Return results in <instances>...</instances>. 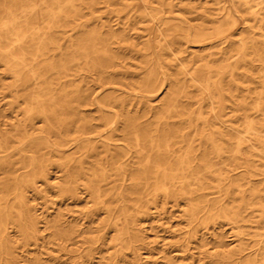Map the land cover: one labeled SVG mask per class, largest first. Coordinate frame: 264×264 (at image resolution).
<instances>
[{"label": "bare ground", "instance_id": "bare-ground-1", "mask_svg": "<svg viewBox=\"0 0 264 264\" xmlns=\"http://www.w3.org/2000/svg\"><path fill=\"white\" fill-rule=\"evenodd\" d=\"M83 1L0 0V62L13 78L8 90L14 94L23 91L25 110L30 115L36 113L43 122L38 128L41 137L37 138L31 136L30 129H35L32 121L18 122L13 128L18 133L15 154L19 155V164L32 167L23 177L14 174L11 139L0 138V169L5 175L0 181V264H9L12 259L8 224L19 226L28 237L35 232L22 188L33 184L35 176L45 175L47 153L63 159L59 163L66 171L64 193L75 196L76 181L93 176L97 182L88 187L96 202L102 203L105 193L99 183L110 173H130L135 187L148 185L153 179L154 188L165 193L169 192L166 179L183 185L189 177L223 174L219 164L230 159L231 153L244 156L250 140L246 133L255 129L248 119L245 100L237 102L246 107L242 113L244 126H233L227 117L228 82L240 85L234 77L226 83L225 76H233L238 65L227 61L232 51L242 61L246 56L244 37L240 32L241 36L234 39L233 21L230 25L228 20L232 10L244 9L260 23L264 0H229V5L222 0H193L187 15L172 14V5L164 10L157 0H140L139 6L129 0H103L107 5L117 1L120 8L115 11L116 26L102 22L97 29L79 22ZM88 2L91 6L95 0ZM60 20L80 33L69 40L65 51L59 49L56 59L53 33ZM176 42L203 47L201 52H191L198 62L195 68L191 61L173 54L179 59L178 74L198 91L194 96L186 95L192 99L186 102L181 99L186 86L171 77L167 69L165 52L174 53ZM207 43L222 44L220 55L226 62L214 63L211 53L202 51ZM41 64H45L43 68ZM70 67L75 69L71 72ZM78 67L94 75L98 87L94 94L80 84H71L76 82L74 77L82 75ZM52 76L57 81L72 76L70 88H54L57 83ZM161 87L166 88L162 103L151 104L153 94ZM91 104L99 113L96 123L79 115L81 106ZM256 106L255 111L261 110L259 104ZM53 132L59 138L51 142ZM68 144L69 150H61ZM29 151L31 155L26 158ZM241 165L249 173L253 169L243 163L237 167ZM12 192L20 206L9 209L7 200ZM199 203L191 205L190 215L199 210ZM53 227L58 245L70 241L75 233L73 225L63 227L60 217ZM126 232L120 231L115 240L122 242ZM253 262L251 259L247 264Z\"/></svg>", "mask_w": 264, "mask_h": 264}, {"label": "rangeland", "instance_id": "rangeland-1", "mask_svg": "<svg viewBox=\"0 0 264 264\" xmlns=\"http://www.w3.org/2000/svg\"><path fill=\"white\" fill-rule=\"evenodd\" d=\"M129 1L135 6L142 5L140 0ZM222 1L229 5V0ZM157 2L163 3L161 7L164 10H170L168 6L172 5L174 15H187L194 5L193 0ZM88 3L85 0L80 5L79 22H86L88 28L96 29L102 22L116 26L115 11L120 8L117 1L108 5L103 0H95L91 6ZM261 17L262 21L258 23L248 11L239 9L232 10V17L228 20L230 25L233 21L231 34L235 35L234 39L242 35L246 48L243 61L239 54L231 52L227 62L238 65L233 76H225L226 83L232 77L240 81L238 86L228 82L225 91L228 119L233 126H244L242 113L246 107L237 102L245 100L249 107L248 119L255 127L246 133L250 140L244 147V156L231 153L230 159L219 164L223 169L220 175L189 177L183 185L166 179L164 183L168 193L156 190L153 179L148 185L135 187L130 173H110L99 183L105 194L101 197L103 202L98 203L88 187L90 183L97 182L93 176L80 177L76 181L75 196L64 193L62 186L66 171L59 163L63 159L47 153L49 159L45 175L35 176L33 184L22 188L26 208L35 221L33 236H26L17 225H7L12 252L9 264H247L251 259L255 260L252 264H264V12ZM57 25L53 33L56 59L61 50L67 49L69 40L80 33L63 24V20ZM220 47L222 44L212 46L207 43L202 51L211 53L214 63H222L225 60L220 55ZM202 48L198 44L176 42L174 53L165 52L171 77L186 86L185 96L181 98L184 102L192 100L186 95L194 96L198 91L183 79L182 74H178L179 59L191 61L194 63L191 67L195 68L198 62L191 52H201ZM173 54L179 59H174ZM77 70L82 75L74 77L76 82L73 80L71 84H80L94 94L98 90L94 75L81 67ZM71 77L57 81L52 76L53 83H57L54 88L68 90ZM12 81L0 62V138L7 136L11 139L9 153L14 162V174L23 177L31 172L32 167L19 164V155L15 154L18 133L13 128L18 122L29 124L32 121L35 129H30L31 136L37 138L41 137L38 128L43 122L36 113L30 115L25 110L23 91L17 94L9 92L8 86ZM163 87L153 94L151 104L162 103L166 91ZM257 104L261 110L255 111ZM79 115L91 118L93 123L99 117L94 104L81 106ZM58 138V134L53 132L50 141ZM70 147L68 144L61 150H69ZM30 155V151L25 153L26 158ZM239 163L250 165L252 171H245L243 165L237 167ZM4 177L0 169V181ZM197 201L200 208L190 215L189 209ZM12 205H19L13 192L8 196L7 207L10 209ZM223 210L228 213L223 214ZM235 213L237 217L233 216ZM57 217H60L64 228L70 225L75 228L72 239L60 245L53 227ZM120 231H127L122 242L115 240Z\"/></svg>", "mask_w": 264, "mask_h": 264}]
</instances>
